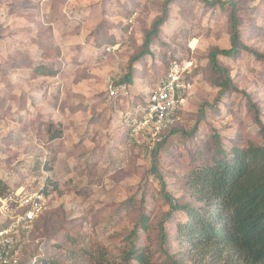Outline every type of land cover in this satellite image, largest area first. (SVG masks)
Returning a JSON list of instances; mask_svg holds the SVG:
<instances>
[{
	"label": "rangeland",
	"instance_id": "374dc122",
	"mask_svg": "<svg viewBox=\"0 0 264 264\" xmlns=\"http://www.w3.org/2000/svg\"><path fill=\"white\" fill-rule=\"evenodd\" d=\"M230 1L243 47L234 57L218 56L232 84L220 100L208 54L230 46L228 5L175 0L150 54L136 63L131 90L138 100L173 60L192 61L195 77L176 132L142 154L120 146L111 131V120L122 112L110 107L125 109V103L103 101L104 81L126 72L163 0H0V178L11 191L43 186L49 194L47 209L28 230L20 264H40L42 258L77 264L81 251L98 248L118 259L129 238L154 249V264L224 261L179 245L175 224L185 215L175 211L163 224L169 204L162 189L177 203L194 205L184 184L188 164L214 148L215 135L226 149L261 140L264 59L253 51L264 54V0ZM134 11L128 43L120 53L104 51L125 40V19ZM200 108L204 116L192 131ZM56 131L59 137L50 139ZM142 216L148 217L147 230L140 227ZM4 218L0 214V224ZM160 224L167 233L162 247ZM134 228L135 236L129 235Z\"/></svg>",
	"mask_w": 264,
	"mask_h": 264
},
{
	"label": "trees",
	"instance_id": "16d2710c",
	"mask_svg": "<svg viewBox=\"0 0 264 264\" xmlns=\"http://www.w3.org/2000/svg\"><path fill=\"white\" fill-rule=\"evenodd\" d=\"M174 1L163 0L160 14L153 19L150 28L144 32L140 50L129 58L126 72L120 74L118 79L120 83L131 86L136 63L150 54L152 38L156 37L159 29L169 17L168 11ZM202 1L207 5L217 4L220 7L225 5L230 7V46L227 49L213 48L208 54L209 65L214 74L213 82L219 87L215 98V101H218L226 90L232 88L230 75L219 63L218 56L234 57L243 47L239 40V17L236 15L233 1ZM131 35L132 33L125 43H128ZM118 52L120 53L121 50ZM253 54L264 59V54L257 51H253ZM167 72L168 70L166 74ZM147 93L140 100L133 98L130 104L143 103ZM203 116L204 110L200 108L192 131L197 128ZM176 123L168 126L158 145H161L168 135L176 132ZM59 133L61 132L56 131L50 139L58 138ZM260 134L261 140L257 143L249 142L245 145L235 143L228 149L223 147L218 136L215 135L214 148L199 152L191 159L184 184L188 188L194 205L179 204L169 192L162 189L163 199L169 204L163 224L166 218L175 211H180L185 215L184 221H177L175 224L179 245L199 250V253L210 255L211 258L220 262L224 259L220 264H264V127L260 128ZM26 189L33 188L26 187ZM43 190L46 192L45 188ZM11 192L13 190L11 191L6 182L0 178V198L7 197ZM43 213L44 211L34 222ZM140 220L141 229L147 230L148 217L142 216ZM6 224L7 222H3L0 227ZM163 224L159 226L158 237L162 244H159V247H162L167 239ZM136 229L134 228L129 235L135 236ZM27 245L28 243L24 245L22 251H25ZM161 250L166 252L163 248ZM81 252L84 258L77 264H133V262L154 264V258H152L154 249L148 245L143 246L132 242L130 238L127 248L122 250L118 259L112 257L103 248H98L96 251L85 249ZM36 262L37 260L33 264ZM40 264L76 263L61 262L55 258H42ZM169 264L184 263L173 260L169 261Z\"/></svg>",
	"mask_w": 264,
	"mask_h": 264
},
{
	"label": "built area",
	"instance_id": "2783aa9c",
	"mask_svg": "<svg viewBox=\"0 0 264 264\" xmlns=\"http://www.w3.org/2000/svg\"><path fill=\"white\" fill-rule=\"evenodd\" d=\"M137 12L125 19L127 26L125 40L106 45V52L120 50L132 33ZM190 60L172 61L168 72L148 93L146 100L130 104L133 100L129 87L118 81L120 72L105 78L106 95L119 102L128 101L129 106L118 118V126L123 132L124 144L137 147L142 154L152 152L161 142L169 125L177 122L194 90V68ZM43 186L33 189L13 190L5 198H0V214L5 226L0 227V264H20L27 233L34 220L47 209L48 194Z\"/></svg>",
	"mask_w": 264,
	"mask_h": 264
},
{
	"label": "crops",
	"instance_id": "0c3cea01",
	"mask_svg": "<svg viewBox=\"0 0 264 264\" xmlns=\"http://www.w3.org/2000/svg\"><path fill=\"white\" fill-rule=\"evenodd\" d=\"M119 40H117L116 42H114V44L115 43H117ZM112 45V44H111ZM120 51V50H119ZM118 52V51H117ZM131 87L132 86H130L129 87V90H130V92H131V94H133L132 93V90H131ZM105 90V89H104ZM105 94H106V92H105ZM107 99H103V101H106V100H111V101H114L112 98H110V97H108L107 95L105 96ZM134 98L136 97V96H133ZM116 101V100H115ZM124 103H125V105H124V108H126L127 109V101H124ZM115 104H116V102H115ZM115 106V105H114ZM113 108V107H112ZM111 107H110V109H111V111L112 112H122L124 109H118V107L117 106H115L113 109H112ZM119 110H121V111H119ZM113 115V118L115 117L114 116V114H112ZM111 126V131L114 133V132H116L119 136H118V139H117V142L120 144V146H125V148H128V146L127 145H125L124 144V141H123V132H122V129L118 126L119 124H118V117H116V118H114L113 120H111V124H110ZM114 127V128H113ZM107 134V133H106ZM109 134V133H108ZM109 136V135H108ZM110 137V136H109ZM61 138H63V137H61ZM108 140H109V138H107ZM110 141H112V139H110ZM114 142V141H113ZM108 144L106 145V146H108L109 145V147H111L112 146V142L109 144V142H107ZM75 146V145H74ZM74 146L72 147V148H74ZM113 147V146H112ZM108 148V147H107ZM114 149H115V151L116 150H118L119 148H116L115 147V145H114V147H113ZM117 153H119L118 151H117ZM121 154V153H120ZM117 155V154H116ZM118 156V155H117Z\"/></svg>",
	"mask_w": 264,
	"mask_h": 264
},
{
	"label": "bare ground",
	"instance_id": "6f19581e",
	"mask_svg": "<svg viewBox=\"0 0 264 264\" xmlns=\"http://www.w3.org/2000/svg\"><path fill=\"white\" fill-rule=\"evenodd\" d=\"M194 43H195V40L194 41H191V45H194Z\"/></svg>",
	"mask_w": 264,
	"mask_h": 264
}]
</instances>
